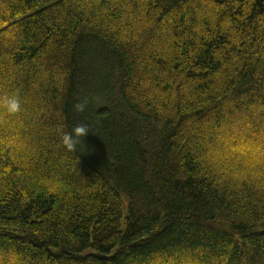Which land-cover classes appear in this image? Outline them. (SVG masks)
I'll use <instances>...</instances> for the list:
<instances>
[{
	"label": "trees",
	"instance_id": "1",
	"mask_svg": "<svg viewBox=\"0 0 264 264\" xmlns=\"http://www.w3.org/2000/svg\"><path fill=\"white\" fill-rule=\"evenodd\" d=\"M12 94L0 264H264V0H0Z\"/></svg>",
	"mask_w": 264,
	"mask_h": 264
},
{
	"label": "clouds",
	"instance_id": "2",
	"mask_svg": "<svg viewBox=\"0 0 264 264\" xmlns=\"http://www.w3.org/2000/svg\"><path fill=\"white\" fill-rule=\"evenodd\" d=\"M0 106H2L8 113H16L21 109V101L18 94L5 95L0 97ZM77 111H84L85 104L78 103L75 105ZM87 125L80 124L75 126L70 132H63L61 135V142L69 151H75L77 145L82 138L89 132Z\"/></svg>",
	"mask_w": 264,
	"mask_h": 264
}]
</instances>
